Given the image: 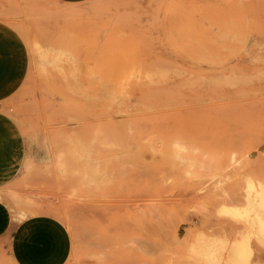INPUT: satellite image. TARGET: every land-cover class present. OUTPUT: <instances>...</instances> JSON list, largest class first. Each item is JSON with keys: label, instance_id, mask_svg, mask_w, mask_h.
I'll return each mask as SVG.
<instances>
[{"label": "rangeland", "instance_id": "rangeland-1", "mask_svg": "<svg viewBox=\"0 0 264 264\" xmlns=\"http://www.w3.org/2000/svg\"><path fill=\"white\" fill-rule=\"evenodd\" d=\"M0 25L28 58L0 103L24 137L3 190L66 226L64 264H264V0H0Z\"/></svg>", "mask_w": 264, "mask_h": 264}, {"label": "crops", "instance_id": "crops-1", "mask_svg": "<svg viewBox=\"0 0 264 264\" xmlns=\"http://www.w3.org/2000/svg\"><path fill=\"white\" fill-rule=\"evenodd\" d=\"M56 1L76 4L86 0ZM1 38L4 42H0V103L10 100L22 84L28 67L27 52L20 36L12 28L0 25ZM8 117L12 126L0 136V143L4 141L7 143L4 148L11 150L10 159L0 166V242L7 245L14 264H64L71 250L66 226L50 214L22 215L3 190L16 175L24 156V137L16 122ZM13 132L18 139L9 145V141L2 138ZM17 157L20 160L14 163L13 158Z\"/></svg>", "mask_w": 264, "mask_h": 264}, {"label": "bare ground", "instance_id": "bare-ground-1", "mask_svg": "<svg viewBox=\"0 0 264 264\" xmlns=\"http://www.w3.org/2000/svg\"><path fill=\"white\" fill-rule=\"evenodd\" d=\"M236 163V160H235V155H231L230 156V163L229 165H234ZM238 165V164H237ZM235 166V165H234ZM233 167V166H232ZM240 168V167H239ZM238 168V169H239ZM233 169V168H232ZM234 171V178L236 177H239V178H245V173L241 170H233ZM228 173V172H227ZM238 179V178H237ZM237 179H235V183L237 182H240L238 181ZM242 180V179H241ZM246 181H247V190L250 192V193H253L254 197V201L256 202V205H257V208L259 209L260 211V215H256L254 218H255V222H256V226H257V229H256V234L259 235V237L264 241V183H259L257 182L256 184L254 183V181H251L248 177H246ZM236 183V184H237ZM245 183V182H244ZM242 184V183H241ZM240 185V183H239ZM221 186V185H220ZM245 187V185H244ZM240 188V187H239ZM224 189V188H222ZM221 189V190H222ZM246 189V188H245ZM243 190V189H242ZM223 191V190H222ZM246 191V190H245ZM242 192V191H240ZM247 192V191H246ZM211 194V193H210ZM236 194V193H235ZM242 194V193H241ZM240 194V195H241ZM245 195V193H243ZM242 196V195H241ZM231 198V197H230ZM233 200V198H232ZM219 204V203H218ZM221 212L227 214V213H232L233 215H236V216H240L241 214L238 212V211H233V210H228V209H225L223 208L221 210ZM255 215V213H254ZM221 219V218H220ZM223 219V218H222ZM251 233V232H250ZM248 237L249 236H244L243 238L241 237L240 240H238L237 242H235L234 240V246H233V253H234V256L235 258L237 257H243L244 254H247L249 253L250 251V248H249V240H248ZM231 244V243H230ZM233 245V243H232ZM231 245V246H232ZM232 248V247H231ZM230 251V250H229ZM246 256V255H245ZM230 257V256H228ZM234 259V258H233ZM228 260V259H227ZM242 261V260H241ZM240 261V262H241ZM236 263V262H235Z\"/></svg>", "mask_w": 264, "mask_h": 264}]
</instances>
